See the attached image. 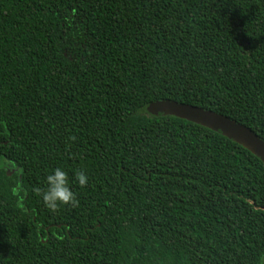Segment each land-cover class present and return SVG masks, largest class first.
I'll list each match as a JSON object with an SVG mask.
<instances>
[{
	"label": "trees",
	"instance_id": "1",
	"mask_svg": "<svg viewBox=\"0 0 264 264\" xmlns=\"http://www.w3.org/2000/svg\"><path fill=\"white\" fill-rule=\"evenodd\" d=\"M158 101L264 141V0H0V264H264V163Z\"/></svg>",
	"mask_w": 264,
	"mask_h": 264
},
{
	"label": "water",
	"instance_id": "2",
	"mask_svg": "<svg viewBox=\"0 0 264 264\" xmlns=\"http://www.w3.org/2000/svg\"><path fill=\"white\" fill-rule=\"evenodd\" d=\"M147 112L156 117H176L212 130L249 150L264 163V141L246 126L228 117L173 101L151 103Z\"/></svg>",
	"mask_w": 264,
	"mask_h": 264
},
{
	"label": "clouds",
	"instance_id": "3",
	"mask_svg": "<svg viewBox=\"0 0 264 264\" xmlns=\"http://www.w3.org/2000/svg\"><path fill=\"white\" fill-rule=\"evenodd\" d=\"M73 179L81 188L89 182V177L83 170L74 171ZM44 183V189L38 190V194L50 211L55 212L61 206H74L77 203L76 195L70 187L72 181L64 169L60 167L52 169L46 175Z\"/></svg>",
	"mask_w": 264,
	"mask_h": 264
},
{
	"label": "rangeland",
	"instance_id": "4",
	"mask_svg": "<svg viewBox=\"0 0 264 264\" xmlns=\"http://www.w3.org/2000/svg\"><path fill=\"white\" fill-rule=\"evenodd\" d=\"M1 163V162H0Z\"/></svg>",
	"mask_w": 264,
	"mask_h": 264
}]
</instances>
